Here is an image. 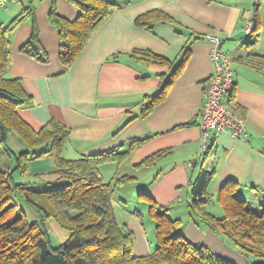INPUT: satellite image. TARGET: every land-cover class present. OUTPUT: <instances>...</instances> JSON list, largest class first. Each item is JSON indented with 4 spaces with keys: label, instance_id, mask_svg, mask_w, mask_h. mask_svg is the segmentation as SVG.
<instances>
[{
    "label": "crops",
    "instance_id": "crops-1",
    "mask_svg": "<svg viewBox=\"0 0 264 264\" xmlns=\"http://www.w3.org/2000/svg\"><path fill=\"white\" fill-rule=\"evenodd\" d=\"M113 2L119 8L113 9L72 67L66 69L59 60L58 35L48 21V12L53 7L61 17L74 20L78 10L67 0H4L2 27L17 17L20 8L35 7L38 41L47 54V62L42 63L20 51L31 35L27 21L10 34L6 77L17 79L31 98L30 105L18 107V115L35 131L52 118L62 123L69 131L63 150L66 159L109 150L126 153L135 141L133 150L120 163L99 168L101 178L105 168L114 169L116 175L129 178L118 188L146 193L156 206L169 207L168 216L184 224L178 232L183 240L203 245L212 255L232 264H246L243 254L190 219L186 206L190 183L201 169L213 171L206 188L213 197L228 180L235 181L239 198L245 200L246 194L264 196V0ZM152 10L163 12L172 23L154 24L150 30L134 24L138 16ZM252 17L257 19L259 38L254 47H247L243 28ZM207 35L221 39L219 49L231 60L232 94L226 95L223 103L238 111L247 139H232L223 132L204 159L193 166L200 147L198 124L205 88L213 71ZM134 51L150 52L166 63L149 61ZM181 63L164 100L142 115L151 97ZM16 140L19 151L26 150L25 144ZM160 152H166L165 156L149 167H140ZM10 165L8 156H1L0 170ZM141 239L144 249L135 248V254L147 256L152 250L146 239Z\"/></svg>",
    "mask_w": 264,
    "mask_h": 264
},
{
    "label": "trees",
    "instance_id": "trees-1",
    "mask_svg": "<svg viewBox=\"0 0 264 264\" xmlns=\"http://www.w3.org/2000/svg\"><path fill=\"white\" fill-rule=\"evenodd\" d=\"M67 1L78 10L77 17L67 20L51 7L48 21L58 35L59 60L69 69L94 32L119 5L113 0ZM26 19L31 20V35L20 51L42 63L47 62V54L38 41L34 8L29 4L8 25L0 26V146L11 164L0 170V264H232L212 255L203 245H193L183 240L178 234L180 221L168 216L169 207L156 206L149 195L142 192L139 195L149 200L148 213L154 219L156 246L147 256L133 254L132 234L118 226L113 211L114 188L129 178L115 176L113 183H107L102 180L99 168L111 162L120 163L133 150L136 142L130 143L126 153L109 150L70 160L63 157L69 131L62 123L52 118L35 131L20 118L18 107L30 105L31 98L24 92L20 82L7 78L6 73L10 64V34ZM252 22L256 24L257 19L252 17ZM167 23H172V20L157 10L146 12L134 21L137 27L146 30H150L154 24ZM258 38L259 27L256 24L243 44L254 47ZM133 54L158 64L166 63L162 57L150 52L134 51ZM181 65L164 87L151 97L142 115L164 100ZM9 134H15L27 149L38 148L39 151L24 150L12 157V152L4 148ZM214 141L213 138L210 140L207 150L193 166L204 159ZM165 154L160 152L148 158L140 167L153 165ZM44 157L51 159L56 181L64 182L63 186L36 191L27 184L14 181V173L26 176L30 161ZM212 178L213 171L201 169L190 183V199L186 206L188 216L221 239L229 238L246 254L253 255L259 261L264 260V196L261 212L255 213L243 199L235 196V181H226L215 197L208 194L206 188ZM14 196L36 213L35 222H27L21 212L12 216L16 211L12 200ZM214 198L224 212L222 218L213 216L206 209ZM50 220L68 233L67 239L57 247L50 244Z\"/></svg>",
    "mask_w": 264,
    "mask_h": 264
},
{
    "label": "rangeland",
    "instance_id": "rangeland-1",
    "mask_svg": "<svg viewBox=\"0 0 264 264\" xmlns=\"http://www.w3.org/2000/svg\"><path fill=\"white\" fill-rule=\"evenodd\" d=\"M33 6V5H32ZM34 13H35V7ZM22 8H20L21 13ZM18 14V15H19ZM17 15V16H18ZM24 21H27L29 23L30 28L31 26V20L26 19L20 22L22 24ZM17 28V27H16ZM15 28V29H16ZM247 37V36H246ZM245 38V37H244ZM15 136L13 134H9L7 141L4 144V148L6 150H10L13 154H18L20 149L18 148V143ZM3 147L0 146V159L1 156H5V153L3 151ZM39 151L38 148H34L32 150H29L26 148V151ZM66 155V154H65ZM64 157V155H63ZM65 158V157H64ZM70 160L74 157H69ZM13 159V158H11ZM68 159V158H67ZM12 164H14L13 160H11ZM195 163V162H194ZM110 164V163H109ZM13 166V165H12ZM103 167H107L106 164L103 165ZM110 167V166H108ZM112 167V166H111ZM2 168V167H1ZM114 168V167H113ZM55 168L54 164L52 163L50 158L44 157L39 158L35 160H31L29 163V172L26 176H19L17 173H14V181L16 183H22L27 184V186L33 190L36 191H42L50 188H58L64 185V182L62 181H56L57 177L54 174ZM105 173H102V178L104 182H111L113 183L114 177L120 178L121 176L116 175L114 169L105 168ZM115 173V174H114ZM36 174H42L39 177H36ZM113 179V180H112ZM106 180V181H105ZM50 183V184H49ZM115 184V183H114ZM119 186L116 184L113 192V201L117 203L118 205L113 203V211L116 223L119 227L126 229L132 234V237L134 239L133 244V254H135V248L141 249V247L144 249V241L141 239V237H144L146 239V243L148 248L152 250V252L155 250L156 246V240L154 236V219L150 217L148 213V199L139 195L138 192L134 191L133 189L128 188H122L117 187ZM117 187V188H116ZM237 193V194H236ZM235 196L239 198V193L236 192ZM146 194V193H145ZM148 195V194H146ZM245 202L247 203L248 207L255 213L261 212V206H262V198H256L255 195L249 196L248 194L244 195ZM261 197V196H257ZM242 199V198H241ZM16 205V211L13 212L12 216L23 213L25 216V219L27 222H35L37 220V215L35 212H33L27 205H25L19 198L16 196L12 199ZM207 211L210 212L213 216L217 218L223 217V210L221 206L216 203V199L214 198V201L206 207ZM202 222V221H200ZM202 226L203 224L200 223ZM184 224H181L179 226V230L183 228ZM48 233L50 236V244L52 247H57L60 244H62L68 237V233L61 229L53 220H50L48 222ZM142 235V236H141ZM136 242V245H135ZM224 242L235 252L241 253L244 255V258H246V264H255L257 262H264V260L259 261L256 257H254L251 254H246L245 252L241 251L240 247L236 245L233 241H231L229 238H225ZM246 245L245 243H243ZM248 245V244H247ZM246 245V246H247ZM141 246V247H140ZM139 257V256H138Z\"/></svg>",
    "mask_w": 264,
    "mask_h": 264
},
{
    "label": "built area",
    "instance_id": "built-area-1",
    "mask_svg": "<svg viewBox=\"0 0 264 264\" xmlns=\"http://www.w3.org/2000/svg\"><path fill=\"white\" fill-rule=\"evenodd\" d=\"M4 6V0H0V9ZM253 26L249 18L243 32L249 36ZM210 43V60L213 71L205 88V100L199 121L200 139L197 160L207 150L210 140L215 139L223 132H227L232 139L246 140L244 120L231 108H227L223 99L230 93L233 87L234 70L229 57L219 49L221 39L215 35H207ZM190 165H192L190 163Z\"/></svg>",
    "mask_w": 264,
    "mask_h": 264
}]
</instances>
